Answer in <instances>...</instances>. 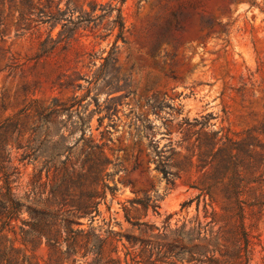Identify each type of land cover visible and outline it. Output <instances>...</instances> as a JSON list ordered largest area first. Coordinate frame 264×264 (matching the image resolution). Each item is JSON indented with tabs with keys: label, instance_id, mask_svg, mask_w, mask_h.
I'll use <instances>...</instances> for the list:
<instances>
[{
	"label": "trees",
	"instance_id": "obj_1",
	"mask_svg": "<svg viewBox=\"0 0 264 264\" xmlns=\"http://www.w3.org/2000/svg\"><path fill=\"white\" fill-rule=\"evenodd\" d=\"M5 1L11 22L0 26V42L12 28L15 37L34 38L37 46L32 58L21 63L11 57L7 68L48 60L56 61L58 71L70 61L102 63L82 97L30 100L0 120V264H63L64 258H70V264H251L253 249L244 218L247 209L264 210V122L245 131L239 140L226 137L224 143L222 138H213L208 154L203 150L209 144L200 139L189 145L193 153L198 151L201 164L197 184L190 186L198 191L196 215L175 229L166 224L160 230L146 222L129 221L138 207L144 215L149 207L157 209L155 200L128 201L123 207L125 219L142 228V239L136 249L125 247L123 259L112 256L115 247L107 254L115 235L94 224L107 193L113 197L115 192L108 184L113 174L107 172L110 162L105 155L110 140L107 131L95 138L90 123L95 115H102L96 130L102 128L103 119L113 122L117 102L106 99L99 104L87 94L90 86L105 81L103 75L117 62V43H124L121 6L126 0H0V5ZM82 38L113 41L108 52L97 55L81 43ZM72 71L71 79L58 85L75 93L81 86L76 68ZM111 85L105 83L108 94L116 92ZM91 103L94 109L89 110ZM197 125L184 121L179 126L188 135ZM62 129L68 136L80 133L74 151L63 148ZM156 157V171L166 184L174 185L179 176L170 172L171 157L160 153ZM24 176L26 181L21 183ZM126 241L132 244L130 248L136 245L128 237ZM41 250L47 252V262L39 258ZM262 253L260 264H264V248Z\"/></svg>",
	"mask_w": 264,
	"mask_h": 264
},
{
	"label": "rangeland",
	"instance_id": "obj_2",
	"mask_svg": "<svg viewBox=\"0 0 264 264\" xmlns=\"http://www.w3.org/2000/svg\"><path fill=\"white\" fill-rule=\"evenodd\" d=\"M121 11L124 43H117V62L103 75L105 81L90 86L87 95L99 104L106 99L117 102L114 121L103 119L102 128L96 130L97 119L102 115H95L90 131L95 138L101 131L108 132L107 172L113 174L108 184L115 189L114 196L107 193L99 206L101 215L94 226L115 235V242L106 248V253L115 247L112 256L123 259L125 247L136 249L142 239V228L133 227L125 219L123 207L128 206V201L145 203V198H149L158 207H149L146 215L138 207L139 212L130 215L131 223L146 222L160 230L166 224L170 229L179 227L196 215L194 198L198 191L190 186L197 184L201 164L198 151L193 153L189 145L200 139L209 144L203 150L208 154L213 138H222L224 143L226 137L239 140L245 131L264 122V0H126ZM10 22L5 1L0 5V26L8 27ZM13 30L0 42V120L30 100H67L87 93V82L101 61H70L62 64L59 71L55 60L9 69L11 57L22 63L32 58L37 49L34 38H17ZM59 30V26L53 30L52 37ZM41 33L44 37L46 30ZM112 41L113 38L101 43L92 38L81 39L97 55L108 52ZM74 68L81 86L75 93L58 85L71 79ZM106 82H111L110 88H116V92L108 94ZM120 97L123 98L118 100ZM92 109L93 103L89 106ZM184 121L202 125L185 135L179 126ZM85 133L87 137L89 132ZM79 134L68 136L63 131V148L74 151ZM157 153L171 157L170 172L179 176L174 185L166 184L156 171ZM172 153L178 156L172 157ZM192 154L195 156L190 159ZM30 170L29 167L26 173ZM25 181L24 176L20 182ZM184 204L187 205L182 208ZM83 224L86 227L85 221ZM244 226L253 249L251 264H260L264 210L258 213L247 209ZM126 237L136 244L133 248ZM38 256L43 262L49 259L45 250L39 251ZM69 261L64 258L63 264H70Z\"/></svg>",
	"mask_w": 264,
	"mask_h": 264
}]
</instances>
